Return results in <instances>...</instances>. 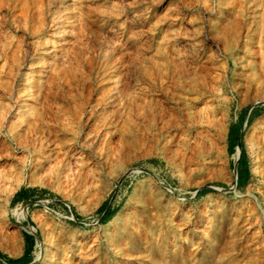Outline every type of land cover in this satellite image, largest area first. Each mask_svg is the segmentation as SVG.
I'll use <instances>...</instances> for the list:
<instances>
[{"label":"rangeland","instance_id":"rangeland-1","mask_svg":"<svg viewBox=\"0 0 264 264\" xmlns=\"http://www.w3.org/2000/svg\"><path fill=\"white\" fill-rule=\"evenodd\" d=\"M26 233L29 264H264V0H0V264Z\"/></svg>","mask_w":264,"mask_h":264},{"label":"trees","instance_id":"trees-1","mask_svg":"<svg viewBox=\"0 0 264 264\" xmlns=\"http://www.w3.org/2000/svg\"><path fill=\"white\" fill-rule=\"evenodd\" d=\"M243 124V117L240 118L239 120V127L238 129H236L235 127L231 129L230 132V140H229V144H230V151L233 150L234 147L239 145V140L240 138V128ZM242 147V146H241ZM242 155H244V149H242L241 152ZM249 176V172L247 169V164H242L240 167V171H239V177H238V181L240 184H243L246 179ZM205 192V190H203ZM203 191H199L200 193H202ZM27 192H32L30 190H23L20 191L19 193H17L16 195V200H25L27 198ZM116 210H108L104 213V216L101 219V222L103 223H107L109 220H111L115 214H116ZM25 242H26V247H25V252L23 254L22 257L17 258V259H8L7 260V264H29L32 260V256L31 253L33 251V247H34V243H35V237L31 234L26 233L25 235ZM2 257V255H0V258Z\"/></svg>","mask_w":264,"mask_h":264},{"label":"bare ground","instance_id":"bare-ground-1","mask_svg":"<svg viewBox=\"0 0 264 264\" xmlns=\"http://www.w3.org/2000/svg\"><path fill=\"white\" fill-rule=\"evenodd\" d=\"M245 140L247 143L250 144L248 133H246V135H245ZM251 146H252V144H251ZM25 209L23 207L19 212L16 211L17 218H20V217L25 218V216H26V210ZM115 219H116V217L113 220H115Z\"/></svg>","mask_w":264,"mask_h":264},{"label":"water","instance_id":"water-1","mask_svg":"<svg viewBox=\"0 0 264 264\" xmlns=\"http://www.w3.org/2000/svg\"><path fill=\"white\" fill-rule=\"evenodd\" d=\"M239 148H241V144H239ZM240 152H241V149H240V151L237 153L238 156L240 155Z\"/></svg>","mask_w":264,"mask_h":264}]
</instances>
